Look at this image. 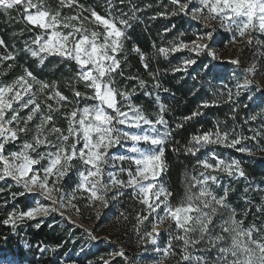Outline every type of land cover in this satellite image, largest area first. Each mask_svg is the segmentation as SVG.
<instances>
[{
    "label": "snow or ice",
    "instance_id": "6c2138e0",
    "mask_svg": "<svg viewBox=\"0 0 264 264\" xmlns=\"http://www.w3.org/2000/svg\"><path fill=\"white\" fill-rule=\"evenodd\" d=\"M120 2L123 4L124 0ZM127 2L131 15L122 8L117 10L112 0H105L104 15L92 6L79 4L78 0H58L59 6L55 9L46 0H0V9L6 15L9 10L16 9L25 24L31 26L29 31L40 30L24 42L23 51L37 58L38 66H43L48 57H57L60 62H67L68 66L74 63L78 67L76 83L83 82L85 88L90 90L81 92L72 87L75 107L63 113L67 127L62 128L57 125L54 114L72 104L73 100L59 90L58 81L42 80L28 69H24L23 74L10 83L0 80V182L11 179L22 189L11 192V198L15 200L18 196L31 194L36 205L19 213L13 210L0 223L9 226L13 235H18L19 226L26 220L53 214L64 217L62 209L72 204L78 191L88 193L87 206L93 208L99 218V208L110 209V201H118L127 189H131L144 206L136 215L134 230L140 234V243L149 244L157 257H175L177 264H264V231L255 223L245 227L243 220L237 219V210L228 199L234 188L224 185L222 194L215 191L222 185L221 178L215 174L217 172L233 179L243 178L249 185L253 184L240 160L230 158L226 162L215 151L198 159L196 165L200 166L201 171L186 180L182 199L176 205L171 203L173 193L162 181L168 167L164 159L165 146L173 143L174 131L165 118L168 107L161 102L157 93L154 99L158 111L147 113L132 101L137 87H132L130 91L127 86L119 88L115 79L119 75L127 80H137L139 89L144 90L146 97L153 95L146 90V81L133 75L125 77L122 67L120 54L125 47L126 29L131 27V21L140 20L137 13L144 11L132 0ZM171 3L178 5L171 15L183 13L190 21L202 22V30L198 28L196 39L190 43L169 41L171 47L158 48L157 53L165 58L170 53L185 49L196 57L185 58L183 66L173 68V72L186 73L190 66L197 64L199 57L205 56L207 62L201 64L200 71L192 79L203 76L208 77L210 82L212 78L220 76L218 70L225 62L217 53L219 33L214 27L215 23L232 33L229 42L247 36L249 45L264 47V40L260 39L264 36V0H171ZM73 5L78 9L75 14H62L61 9L72 8ZM145 8H151V5H145ZM85 12L88 15H83ZM157 15L165 16L166 13ZM89 24L96 27H89ZM101 26L103 30L98 31L97 28ZM173 28L175 25L164 31L170 32ZM0 46L7 48L2 38ZM132 50L140 56L142 66L155 81L152 87L160 89L162 85L157 79L159 69L152 72L149 65V59L157 53L150 57L138 46ZM8 60L15 61L16 56L12 52L0 55V76L6 74L3 63ZM227 63L238 66L239 60L232 59ZM12 67L13 64L7 65L8 69ZM245 72L254 77L257 65H250ZM235 88V92L230 88L227 91V102L233 105V113L238 112L241 105L250 111L256 110L255 114L245 118V123L255 121L258 115L264 114V87L253 86V79L246 75ZM163 91L170 90L163 88ZM242 97L247 103H243ZM81 99L93 103L81 107ZM216 105L217 101H203L200 107ZM202 114L196 110L183 120H191ZM33 121L37 122L29 127ZM181 127L182 123L175 124L176 129ZM249 130L253 135L235 134L233 129L230 138L229 132H222L217 126L215 131L193 135L184 152L196 156L209 145H221L249 156L256 151H264V132ZM21 135L29 138L21 141ZM17 141H20L18 150L6 151V145ZM41 148L45 150L41 151ZM178 150L173 148V151ZM211 160L216 163H211ZM125 173L127 178H121ZM72 175L77 176L78 183L73 194L69 195L63 182L66 178L71 179ZM11 187L9 184L8 188ZM4 190L0 188V192ZM255 190L264 189L255 185ZM248 191L249 187H245L244 192ZM245 202L251 203L247 199ZM256 210L264 215V205H256ZM248 211L250 209L244 212L245 216ZM166 221L171 222L167 229L169 239L166 246L160 248L158 240L162 233L159 229ZM43 222L40 220L35 226L39 228ZM145 222L151 226V230L141 232L140 226ZM84 231L89 240L99 239L94 232ZM4 239L7 241L9 237L5 236ZM174 242L179 243L178 250ZM26 247L31 249L30 245ZM37 250L41 256L49 251L47 246L37 247ZM51 251L56 252L57 248ZM147 251L145 247V253ZM113 255L121 257L125 264L135 262V258L129 261L122 250ZM0 264H23V260L11 258L0 250ZM57 264L60 262L57 261ZM64 264H67L66 260ZM88 264L93 262L89 261ZM103 264L109 262L104 260ZM153 264H163V260L154 258Z\"/></svg>",
    "mask_w": 264,
    "mask_h": 264
},
{
    "label": "trees",
    "instance_id": "16d2710c",
    "mask_svg": "<svg viewBox=\"0 0 264 264\" xmlns=\"http://www.w3.org/2000/svg\"><path fill=\"white\" fill-rule=\"evenodd\" d=\"M112 2L117 6V10L122 8L128 15H131L127 0H124L123 4H121L120 0H112ZM132 2L139 8L144 9V11L137 13L140 16V20L131 21V27L126 29L125 47L124 51L120 54V59L125 77L133 75L143 79L146 81V90L152 92L153 95L151 98L146 97L143 94L144 90L139 89L137 80H127L119 75H116L115 79L119 88L127 86V90L130 91L132 87H137V93L132 96V100L134 104L142 106L147 113L151 114L153 111L158 110L154 99L157 93L161 98V102L168 107L165 118L169 121V126L174 131L172 134L173 143L165 146L164 159L168 167L164 176L167 188L173 193L172 197H170L171 203L176 205L184 196V190L187 186L186 180H190L193 175H198L199 171H201L200 166L196 165V161L210 153V146H212L209 145L206 148H202L196 156L185 154L184 148L189 146L191 137L193 135H202L204 132L215 131L217 126L221 131L230 126L235 127L237 130H240L241 127L248 130L250 126L254 125V122L248 121L245 123V118L251 114H255L256 110L250 111V109H246L241 105L238 112H232L233 105L227 102V91L230 88L235 92L236 83L229 79L232 67L226 65V63H223L219 68L220 76L218 78H212L209 82L208 77L197 76V79L193 80L192 76H196L200 71L201 64L207 62L205 56L199 57L197 64L190 66L185 73L173 72L172 69L178 66L182 67V61L185 58H196L194 54L185 49L170 53L165 58L163 55L157 53L159 47H171L169 41L190 43L195 40V33L198 28L202 30L201 23L190 21L183 13L175 16L171 15L172 11L178 9V5H173L171 0H132ZM78 3L86 7L92 6L101 15L105 14V0H78ZM149 4L151 8H145V5ZM75 7L74 5L72 8L63 9V11L70 10L76 12ZM157 13H166V15L158 16ZM86 14L88 15L87 12ZM153 16H156V18L150 19ZM171 25H175V28L170 32H165V28ZM30 27L21 19L16 9L9 10L8 15L4 13L3 9H0V38L5 41V45L7 46V48L0 46V55H7L8 52H12L16 56L15 61H4L3 68L6 74L0 76V80L10 83L15 77L22 75L24 69L30 70L42 80H47L48 82L56 80L58 81L59 90L73 100L72 104L64 107L65 112L69 111L72 107H75L76 100L73 96L72 87L78 88L81 92H90V90L85 88L83 82L76 83L75 74L78 72V67L74 63L68 66L67 62L62 63L57 57H48L43 66H38V59L31 57L30 54L23 51L24 42L30 40L40 31L39 29H36L34 32L29 31ZM217 30L222 37L216 45L221 50L225 46L226 41L229 40V35L220 29ZM14 32L17 35H13ZM21 32L23 35H20ZM181 32L184 34L180 35ZM251 35L256 34L251 33ZM260 39L264 40V36H261ZM244 44L246 45L247 61L235 73L241 75L240 70L249 67L252 61L255 62L257 60V72L255 76H261L264 79V55H262L264 47H259L255 44L249 45L246 41ZM134 46H138L150 57L153 53H157L154 58L149 59V65L152 72H156L159 69L157 79L162 85L160 89L152 87L155 81L142 66L140 56L132 50ZM125 56L127 57L126 60H124ZM8 64H13V67L8 69ZM252 79L254 85H257L254 77ZM163 88H168L170 91L165 92ZM241 99L243 103H247L246 99L243 97ZM203 101H217V105L207 108L200 107ZM91 103L93 102L80 100V106ZM196 110H199L203 114L191 120H183V117L189 116ZM258 120L259 125L254 128L264 132V114L258 115ZM176 123H182L183 127L176 129ZM60 124L63 123L60 122ZM177 141L179 143H176ZM173 148L179 150L173 151ZM241 164L249 180L259 181L260 183L264 182V151H259V155H253V157H247L246 159L242 157ZM241 181L243 180L241 179ZM15 191L19 192L21 190L15 189ZM33 199L28 194L18 196L13 200L10 192H1L0 221L5 219L7 214L13 210L17 213L27 211L32 206ZM235 202H237V207L243 204L241 199ZM259 202L260 199L258 198L255 204L250 205V211H248L247 215L248 219L246 220L248 225L251 224V219L255 214H258L260 217L259 226L264 225V215H261L256 210V205L260 204ZM143 207L132 194L131 189L126 190L125 195L117 201V209L113 211L112 222L117 236L124 240L123 242L126 245H129L130 240L133 239V229L137 225L136 215L142 211ZM39 221L40 219L26 220L19 226L18 235H13L9 226H4L0 223V250H3L11 258L22 259L23 264H57V261L61 262V259L68 252L69 248L72 247V240L68 229L59 225L49 227L50 224L47 221H44L37 228L35 225ZM5 236L9 237L7 241L4 239ZM26 245H30L31 249L29 250ZM45 246H47L49 251H46L41 256L37 247L42 248ZM146 246L151 248L149 244ZM174 247L178 250L179 243L174 242ZM53 248H57V251L52 252L51 249ZM66 261L71 264H88L87 260L73 255L69 256ZM118 261L123 263L121 258ZM168 262L169 264H177V258L171 257Z\"/></svg>",
    "mask_w": 264,
    "mask_h": 264
},
{
    "label": "rangeland",
    "instance_id": "374dc122",
    "mask_svg": "<svg viewBox=\"0 0 264 264\" xmlns=\"http://www.w3.org/2000/svg\"><path fill=\"white\" fill-rule=\"evenodd\" d=\"M46 3L51 5V7L53 9H55L59 6L58 0H57V2H56V0H46ZM63 9H65V8H63ZM63 9H61L62 14H67V15L75 14V12H72L70 10H67L66 12H64ZM75 9L77 12L78 9L76 7H75ZM83 15H87L86 12L83 13ZM201 24H202V22H201ZM89 27H96V26L93 24H89ZM214 27L216 29H220L221 31H223L229 35V40L226 41L225 46L221 50L216 45L217 53H218L220 59L222 61H224L226 63V65H229L232 67V69L230 70L229 79L234 81V83H236V84L238 81L242 83L246 75L252 79L253 76L251 74L245 72V69H247L248 67H245V68H243V70H240L241 75H238L237 73H235V71L240 69V66H243L247 61L246 60V54H247L246 45L244 44L245 41L247 40V36L245 38L237 37L236 42H229L232 38V33L226 32L223 29H221L220 25L218 23H215ZM97 30L102 31L103 30L102 26L100 28H97ZM221 37L222 36L219 33L217 36V42L219 40H221L220 39ZM124 42H125V39H124ZM201 43H204V41H201ZM232 59H238L239 65L237 66V65H233L231 63H227V61L232 60ZM256 62H257V60H255V62L252 61L250 63V65L256 64ZM258 78H261L262 84L256 82V80ZM254 81L257 83V85L264 87V79L261 76H257V75L255 76L254 75ZM253 86H255L254 83H253ZM40 99L42 100L43 96H41ZM53 104H54V102H53ZM83 106H81V107H83ZM54 107H55V104H54ZM156 111H158V110H156ZM156 111H153V112H156ZM64 112H65L64 108H62L61 112L54 114L56 117L57 125L62 127V128L67 127V122L63 118ZM249 121H251V120H249ZM36 122L37 121H33L29 125V127H32L33 124ZM60 122L63 124H60ZM253 122H254V125L250 126L249 129H255L254 127L259 125L258 116H257V119ZM233 129L235 130V134L242 133L245 136L253 135V133L249 129L247 130V129L241 127L240 130H237L233 126L225 128V130H223L222 132H224V131L229 132L230 138H231V136L233 135ZM255 130H257V129H255ZM30 136H31V133H29V137ZM29 137H25V136L21 135V141L23 139H26ZM50 139H52V137H50ZM19 143H20V141H17L15 144L10 143V144L6 145V151L18 150L17 145ZM210 148L211 149L209 152L215 151L216 154L220 158L225 159L226 162H228L230 160V158H235V159L241 161L242 157L244 159H246L247 157H253V155H259V151H256V152H254L253 155L249 156L247 154L240 153L234 149L226 148V147H223L221 145H212V146H210ZM43 150H45V149L41 148V151H43ZM121 151H124V150L121 149ZM245 155H247V156H245ZM210 162L213 164L216 163L215 160H211ZM125 166L126 167L128 166L127 163L125 164ZM241 166H242V164H241ZM164 173L162 175V181L166 185ZM215 174L218 175V177H220L221 181H222L221 188L215 189V191L218 194H222V187L224 185H229L231 188L235 189V191L230 192L228 199H229V202L233 205V207L237 210V219L243 220L244 226L247 227L248 224H247L246 220L248 219V216H245L244 212L246 210H249L250 205L255 204L258 198L260 199V202H259L260 204H258V205H264V190H260V191L255 190V185H259L261 187V189H264V182L260 183L259 181L249 180V181L253 182L252 185H249L243 178L233 179L232 177H229L225 173H222V172H217ZM121 178L126 179L127 178L126 173L122 174ZM105 179H107V178H105ZM241 179L243 181L240 182ZM63 183H64L65 191L69 195H71V194H73V189L75 188L76 183H78V178L76 175H72L71 179L66 178ZM9 184L12 185L11 189L8 188ZM166 187H167V185H166ZM245 187H249V191L247 193L244 192ZM0 188L5 189L3 192L8 191L10 193L16 192L15 189H19L22 191V189L19 188L18 186H16L14 184V182L11 181V179H8L6 182H0ZM29 195L32 198H34L33 195H31V194H29ZM87 196H88L87 192H83V191L76 192L75 193L76 199H74L72 201V204L67 205L64 209H62V211L64 212V217H61L59 214H53V215H50L48 217H41V216L37 217V219L47 221L52 226L59 225V226L66 227L68 229L69 236L72 240V247L69 248L68 252L66 253L68 255L67 256L65 255L61 259L60 264H64L65 260H67V258L71 255H73L77 258H80V259L87 260V263L89 261H92L93 264H103V261L107 260L109 262V264H125V261L121 257L113 255L114 253H117L121 250L129 258V261H132L133 258H135L134 264H153L154 258L162 259L163 264H169L168 260L171 257H169L167 259H164L163 257H157L155 254H153L152 249L149 248L148 246H146L147 244L142 245L140 243V234H138V232L134 230L136 228V226L133 229V237H132L133 239L130 240L131 242L129 245L128 244L126 245L123 242L124 240L120 239L119 236H117L115 226L112 222L113 221L112 217L114 214L113 211H115L117 209L116 208L117 207V201H110V204H111L110 209L99 208V210L101 212V216L98 218L95 214V210H93V208H90L87 206L88 205V201L86 199ZM240 199L243 201V204L241 206L237 207V204H236L237 202H235V201H239ZM245 199H247L248 201H251V203L250 204L246 203ZM73 205H75V207H73ZM34 206H36V205H35L34 199H33L31 207H34ZM259 219H260V217L258 216V214L253 215V217L251 219V224L255 223L258 227H260L262 229V231H264V225L259 226ZM170 223H171L170 221H166L165 223L160 225L159 230L162 233L159 237V240H158V244H159L160 248H164L168 242L169 236L167 233V229H168ZM85 229H87L88 231L94 232V234L99 239L97 241L89 240L87 234L84 231ZM145 229L149 230V231L151 230V226L147 222H145L144 225L140 226L141 232H143ZM162 241H164V242L162 243ZM145 247L148 248L147 253H145ZM81 249H83V251H81ZM101 258H103V259H101ZM119 258H121L123 260V263H121V261H118ZM67 264H71V263L67 262Z\"/></svg>",
    "mask_w": 264,
    "mask_h": 264
},
{
    "label": "water",
    "instance_id": "95a60500",
    "mask_svg": "<svg viewBox=\"0 0 264 264\" xmlns=\"http://www.w3.org/2000/svg\"><path fill=\"white\" fill-rule=\"evenodd\" d=\"M256 81H257L258 83L262 84V80H261V78H258Z\"/></svg>",
    "mask_w": 264,
    "mask_h": 264
}]
</instances>
